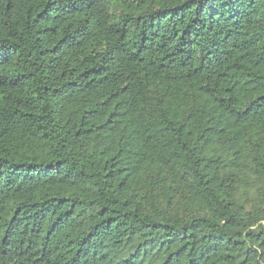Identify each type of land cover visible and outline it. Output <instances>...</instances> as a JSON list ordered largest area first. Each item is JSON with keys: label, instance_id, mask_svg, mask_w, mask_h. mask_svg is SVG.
Segmentation results:
<instances>
[{"label": "trees", "instance_id": "trees-1", "mask_svg": "<svg viewBox=\"0 0 264 264\" xmlns=\"http://www.w3.org/2000/svg\"><path fill=\"white\" fill-rule=\"evenodd\" d=\"M0 264H264V0H0Z\"/></svg>", "mask_w": 264, "mask_h": 264}]
</instances>
